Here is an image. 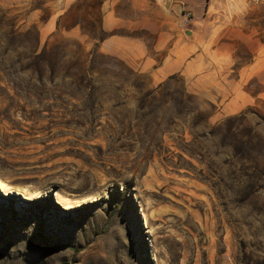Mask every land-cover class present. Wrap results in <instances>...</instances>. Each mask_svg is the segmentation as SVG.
Listing matches in <instances>:
<instances>
[{"label":"rangeland","instance_id":"374dc122","mask_svg":"<svg viewBox=\"0 0 264 264\" xmlns=\"http://www.w3.org/2000/svg\"><path fill=\"white\" fill-rule=\"evenodd\" d=\"M105 1L0 0V264H264V0H152L160 77L153 5Z\"/></svg>","mask_w":264,"mask_h":264},{"label":"crops","instance_id":"0c3cea01","mask_svg":"<svg viewBox=\"0 0 264 264\" xmlns=\"http://www.w3.org/2000/svg\"><path fill=\"white\" fill-rule=\"evenodd\" d=\"M144 0H139L142 3ZM147 6L152 8L156 15L155 31L157 30L158 41L157 45L160 48L169 46V54L164 63L159 64L153 68V76L160 77L161 75H171L176 72H187L191 67L185 63V56H183V50H187L190 44L185 40L182 44L179 23L182 18H178V15L172 10H165L157 3L149 0ZM182 3V9L185 13H190L192 10H196L204 2L207 6V13L212 12L213 2L215 0H178ZM118 0H106L104 2L105 13L103 16V26L107 30H112L118 27H125V18L118 14V8L116 7ZM152 4V5H151ZM135 6V5H134ZM137 7V6H136ZM188 11V12H187ZM172 43V49L170 44ZM184 48V49H183ZM102 49L110 54H118L120 56L135 58V62H138L142 56L146 55L145 44L129 34H111L105 38L102 42ZM184 62V63H182ZM144 69H150V63L148 59L142 61V67Z\"/></svg>","mask_w":264,"mask_h":264},{"label":"water","instance_id":"95a60500","mask_svg":"<svg viewBox=\"0 0 264 264\" xmlns=\"http://www.w3.org/2000/svg\"><path fill=\"white\" fill-rule=\"evenodd\" d=\"M163 4L164 6H169L170 4H172V0H163ZM177 5L179 6V9L182 8V3H177Z\"/></svg>","mask_w":264,"mask_h":264}]
</instances>
